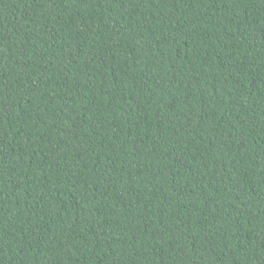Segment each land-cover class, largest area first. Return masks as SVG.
Segmentation results:
<instances>
[{
  "label": "trees",
  "instance_id": "1",
  "mask_svg": "<svg viewBox=\"0 0 264 264\" xmlns=\"http://www.w3.org/2000/svg\"><path fill=\"white\" fill-rule=\"evenodd\" d=\"M0 264H264V0H0Z\"/></svg>",
  "mask_w": 264,
  "mask_h": 264
}]
</instances>
